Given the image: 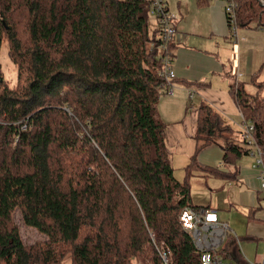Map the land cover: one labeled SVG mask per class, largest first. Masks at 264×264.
I'll list each match as a JSON object with an SVG mask.
<instances>
[{
    "label": "trees",
    "instance_id": "obj_1",
    "mask_svg": "<svg viewBox=\"0 0 264 264\" xmlns=\"http://www.w3.org/2000/svg\"><path fill=\"white\" fill-rule=\"evenodd\" d=\"M233 1L235 25L264 33V0ZM148 17V0H0V48L16 69L13 85L0 72V264H200L179 220L184 207L208 209L191 203L189 177L216 170L196 152L219 143L230 162L251 149L202 103L199 144L175 177ZM257 77L230 94L264 155V95L245 90ZM16 210L43 241H22Z\"/></svg>",
    "mask_w": 264,
    "mask_h": 264
},
{
    "label": "crops",
    "instance_id": "obj_2",
    "mask_svg": "<svg viewBox=\"0 0 264 264\" xmlns=\"http://www.w3.org/2000/svg\"><path fill=\"white\" fill-rule=\"evenodd\" d=\"M168 9L176 27L172 40L175 84L172 94L158 97L155 110L165 125V145L174 175L182 180L199 144L194 135L202 103L212 106L223 122L233 127V138L240 143L242 114L230 87L249 80L264 65V33L252 26L237 27L234 33L219 0H168ZM249 85H245L247 92ZM196 153L197 162L216 172L192 171L189 191L196 198L191 203L216 211L227 222L233 234L227 240L229 247L238 240L248 258L241 242H249L255 255L264 241V189L258 176L261 168L254 167L257 156L249 152L223 162L219 143Z\"/></svg>",
    "mask_w": 264,
    "mask_h": 264
},
{
    "label": "built area",
    "instance_id": "obj_3",
    "mask_svg": "<svg viewBox=\"0 0 264 264\" xmlns=\"http://www.w3.org/2000/svg\"><path fill=\"white\" fill-rule=\"evenodd\" d=\"M224 3V11L230 21V29L236 33L235 13L233 0H219ZM149 14L155 19L157 27V37L161 40L160 54H164L161 60L160 74L164 81L158 88L160 95H170L173 92L175 73L172 68L173 58L171 51L166 48L167 43L172 42L176 34V27L173 23L174 15L168 9V0H148ZM233 36V35H232ZM242 117L240 126V143L250 148V153H254V167H260V184L264 189V155L255 144L252 134L253 124ZM182 227L189 232L192 241L200 253V264H264V241L261 247L263 257L260 261H250L245 258L238 240L231 247L227 245V240L233 234L227 224L218 213L211 209L195 210L191 207H184L179 215ZM240 252V258L237 257ZM244 256V257H243ZM165 258V256H163Z\"/></svg>",
    "mask_w": 264,
    "mask_h": 264
},
{
    "label": "rangeland",
    "instance_id": "obj_4",
    "mask_svg": "<svg viewBox=\"0 0 264 264\" xmlns=\"http://www.w3.org/2000/svg\"><path fill=\"white\" fill-rule=\"evenodd\" d=\"M148 18H149L148 19L149 31L151 32L154 30V28H156V23H155V19L150 14ZM0 72L2 73L3 79L9 83V84L7 83L8 85L14 84L15 77H16V69L9 59L6 43H3L0 48ZM257 72H258L257 81L262 83V86L260 87L261 89H259V95L263 96L264 95V65L261 67L260 71H257ZM247 90L251 93L253 92L255 93L257 91V85L256 86L253 84L249 85L247 86ZM175 173L178 174V172L176 171ZM197 194H200V193H197ZM195 198L196 197L190 193L191 202H195L193 200ZM13 219L19 227L21 239L25 244L43 241V239L46 238L44 234L40 233L35 228L27 226L23 223L19 210H16L14 212ZM241 244H242L241 246H242L243 251L249 258L248 260L250 261L255 260L257 262L261 260V258L263 257L261 251H257L256 254L254 255V251H253L254 248L252 244H250L249 242H245V241H242ZM237 254L240 257L241 254L239 251H237ZM60 264H70L69 256L68 255L65 256V258Z\"/></svg>",
    "mask_w": 264,
    "mask_h": 264
}]
</instances>
